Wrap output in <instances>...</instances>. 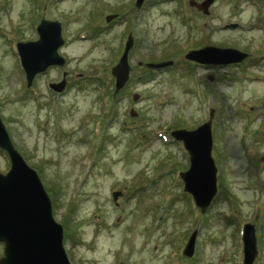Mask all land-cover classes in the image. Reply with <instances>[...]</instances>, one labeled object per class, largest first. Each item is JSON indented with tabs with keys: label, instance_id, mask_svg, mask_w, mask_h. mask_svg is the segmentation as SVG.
I'll list each match as a JSON object with an SVG mask.
<instances>
[{
	"label": "rangeland",
	"instance_id": "obj_1",
	"mask_svg": "<svg viewBox=\"0 0 264 264\" xmlns=\"http://www.w3.org/2000/svg\"><path fill=\"white\" fill-rule=\"evenodd\" d=\"M202 1L0 0V119L49 196L70 264H241L244 223L251 264H264V0H211L206 13ZM41 18L59 21L64 62L26 86L15 44L35 40ZM128 32V77L113 94ZM203 46L248 55L184 58ZM62 79L61 91L49 87ZM209 109L216 190L200 213L178 176L187 153L169 133L195 128ZM8 167L0 151V173Z\"/></svg>",
	"mask_w": 264,
	"mask_h": 264
},
{
	"label": "water",
	"instance_id": "obj_2",
	"mask_svg": "<svg viewBox=\"0 0 264 264\" xmlns=\"http://www.w3.org/2000/svg\"><path fill=\"white\" fill-rule=\"evenodd\" d=\"M142 0H135L138 7ZM211 0H203L195 4L201 12ZM192 3V2H190ZM114 14L104 17L105 21ZM235 27L236 24H229ZM37 38L31 41L17 42L16 54L20 67L24 72L26 86H29L36 73L43 72L51 65L60 66L64 59L57 53L63 40L60 36V24L57 20L41 19L35 26ZM131 45V37H126L123 51L116 64L111 67L114 77V92L121 88L128 77L126 52ZM247 54L235 48H215L203 46L189 50L184 58L199 64L225 65L238 63ZM171 63L166 60L158 63H145L147 67L161 68ZM209 81L212 76H207ZM49 87L61 91L64 79L50 83ZM136 94H132L135 99ZM209 109L208 118L190 130L175 129L169 134L182 143L188 156V166L178 173L182 181V189L188 193L199 212L208 207L214 193L216 167L210 155L211 133ZM0 151L6 153L9 167L0 173V243L2 255L0 264H70L62 246V226L57 223L51 212L50 199L44 190L37 173L30 168L13 147L11 140L0 119ZM112 199L119 194L113 191ZM193 231L187 238L181 254L190 257L194 246ZM242 264H251L256 256L253 226L244 223L242 226Z\"/></svg>",
	"mask_w": 264,
	"mask_h": 264
},
{
	"label": "flooded vegetation",
	"instance_id": "obj_3",
	"mask_svg": "<svg viewBox=\"0 0 264 264\" xmlns=\"http://www.w3.org/2000/svg\"><path fill=\"white\" fill-rule=\"evenodd\" d=\"M143 1V0H142ZM142 4V2L140 3V5ZM140 5L138 6V7H136V8H139L140 7ZM109 14H114L115 16L113 17V18H111L110 20H108V21H111L112 19H114V18H116L117 17V15H116V13H109ZM109 14H107V15H109ZM106 16V14L104 15V17ZM104 21H105V19H104ZM108 21H105V22H108ZM128 35H130V37H131V44H132V36H131V34L128 32L127 33V35H126V37L128 36ZM126 37H125V40H126ZM124 40V41H125ZM137 62H139V61H137ZM138 66H143V65H138ZM150 71H152V69H149ZM125 84H126V82H125ZM125 84H124V86H125ZM123 86V87H124ZM120 89H122V88H120ZM119 89V90H120ZM119 90H117L114 94H116Z\"/></svg>",
	"mask_w": 264,
	"mask_h": 264
}]
</instances>
